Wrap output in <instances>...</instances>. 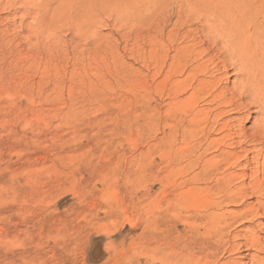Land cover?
Masks as SVG:
<instances>
[{
	"label": "rangeland",
	"instance_id": "obj_1",
	"mask_svg": "<svg viewBox=\"0 0 264 264\" xmlns=\"http://www.w3.org/2000/svg\"><path fill=\"white\" fill-rule=\"evenodd\" d=\"M263 23L264 0H0V264H264L234 83Z\"/></svg>",
	"mask_w": 264,
	"mask_h": 264
},
{
	"label": "bare ground",
	"instance_id": "obj_2",
	"mask_svg": "<svg viewBox=\"0 0 264 264\" xmlns=\"http://www.w3.org/2000/svg\"><path fill=\"white\" fill-rule=\"evenodd\" d=\"M260 23H261V21H260ZM260 23H258V24H260ZM259 28H261V27H259ZM227 36L228 37L222 39V43H224V45H225L224 47H226L230 56H232V59H233L235 57V48L232 50V47H230V46H233L232 42H234L235 38L229 37V35H227ZM256 36H257V34H256ZM255 38L256 37H254V39ZM257 38H259V36H257ZM234 47H235V45H234ZM255 48H256L255 53H253V55H249L250 50H251V53L254 52V51H252L253 49H251V47L249 48L250 50H247L245 44H244V46H242V45L240 47L238 46L239 52L241 50L246 51V52L244 54L243 53L240 54V57L238 60L240 69H239V66L235 64L237 66V68L240 70L241 75L238 74L239 76L235 80L234 83H238L236 86H238V88L240 90V94H242L245 98H247L248 101L246 100L247 104H245V102L236 103L235 107L238 110L236 112H241L240 111L241 108H244V107L247 108L248 105L255 104L258 107V111H257L258 114L254 120V127L253 126L252 127L257 130V132L260 136H264V39H262L261 42L258 43ZM261 54L263 55L262 56L263 58L260 57ZM258 86H260L259 87L260 90H258L256 88ZM259 91H261V92H259ZM259 93H261L262 95ZM232 105H234V103ZM244 117H246V116H244ZM232 118H234V117H232Z\"/></svg>",
	"mask_w": 264,
	"mask_h": 264
}]
</instances>
